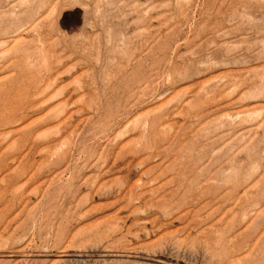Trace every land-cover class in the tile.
Returning a JSON list of instances; mask_svg holds the SVG:
<instances>
[{"label":"rangeland","instance_id":"1","mask_svg":"<svg viewBox=\"0 0 264 264\" xmlns=\"http://www.w3.org/2000/svg\"><path fill=\"white\" fill-rule=\"evenodd\" d=\"M0 264H264V0H0Z\"/></svg>","mask_w":264,"mask_h":264}]
</instances>
